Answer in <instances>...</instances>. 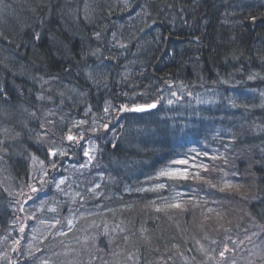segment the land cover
Here are the masks:
<instances>
[{
    "label": "trees",
    "instance_id": "1",
    "mask_svg": "<svg viewBox=\"0 0 264 264\" xmlns=\"http://www.w3.org/2000/svg\"><path fill=\"white\" fill-rule=\"evenodd\" d=\"M261 93L264 0H0V264L172 260L191 245V219L183 215L178 231L162 209L193 183L150 181L192 147L251 160L240 185L252 175L246 209L264 228ZM156 101L149 112L120 113ZM69 134L83 139L68 143ZM92 146L93 175L85 167L81 178ZM238 227L226 228L231 241Z\"/></svg>",
    "mask_w": 264,
    "mask_h": 264
},
{
    "label": "rangeland",
    "instance_id": "2",
    "mask_svg": "<svg viewBox=\"0 0 264 264\" xmlns=\"http://www.w3.org/2000/svg\"><path fill=\"white\" fill-rule=\"evenodd\" d=\"M181 159L188 160V165H173L171 163L173 160ZM173 160L158 169L153 180L150 181V186L156 187L161 183L166 185L167 182H170L169 180H178L157 179V174L161 169L166 167L188 169L190 175L187 180L193 185H189L186 189H174L176 191L174 203H182V208L168 207L162 209V212L165 214L168 211L169 213L165 215L176 222V224H173V228H179L181 231L182 223H180V220L183 215L188 217V214H190L191 223L188 225V238L192 241L191 245L185 246L182 251L174 250L173 246H168L169 250H174V258L166 262H158V264H173L175 259L180 261L181 264H183L182 261L184 264H264V228L247 212L246 203L251 194L247 199H244L245 194L250 193V188L247 187L250 182L242 187L236 181L238 177L249 174L250 170L245 168L246 166L251 167V160H244L240 155L232 159L227 153H218V149L214 147H208L202 151L201 148L194 147L191 150H186ZM241 165L244 166L242 174L236 169ZM78 171L82 178L80 170ZM249 179L251 182L253 181L252 175ZM226 185H232L233 187L228 188ZM189 188H194V191ZM231 197L236 200V203L232 202ZM41 204L39 202L35 203L36 206L40 207ZM34 213H37V209ZM44 220L46 218L43 217H40L37 221L34 220L33 230H30L27 234L25 243L27 247L30 248L32 246L30 243H34L40 237L41 223H45ZM240 221H242L243 228H237L235 232L237 238H233L234 240L231 241V237L225 235L226 228ZM18 225L23 226L25 224L23 222L18 223ZM44 231L46 229L42 230V234ZM9 232L12 233V230ZM243 236L249 239L244 241ZM28 237H30L29 241ZM225 246L228 251L225 253L226 258L222 260L219 257V252L224 250ZM217 248L218 251H216ZM207 254H213L216 257L210 260ZM181 258H183L182 261ZM96 263L91 262L90 264Z\"/></svg>",
    "mask_w": 264,
    "mask_h": 264
},
{
    "label": "snow or ice",
    "instance_id": "3",
    "mask_svg": "<svg viewBox=\"0 0 264 264\" xmlns=\"http://www.w3.org/2000/svg\"><path fill=\"white\" fill-rule=\"evenodd\" d=\"M147 6H145L146 8ZM147 14V12H146ZM255 19V17H253V20ZM36 35V39H39V34H35ZM99 38V34H97V39ZM121 47H126V45H120ZM98 51V50H97ZM92 55H96V52H93L91 53ZM91 78V76L89 77ZM255 78V74L253 75H250L249 76V79H254ZM173 95H175V93H173ZM261 95H264V93H261ZM169 103H171V101H169ZM235 106V105H233ZM157 107L156 104H149V105H146V106H137V107H133V108H127V107H124L122 106L120 111L121 112H134V113H140V112H144L148 109H155ZM108 111V108H105V112ZM80 123H83V121H81ZM104 129H105V134L107 133V131L111 130L110 129V126L108 124H104L103 125ZM67 140L69 142H75V143H79L81 139H83V137H80L79 139H77V137L69 134L67 135ZM4 142L3 141H0V145H2ZM109 143H111V141H109ZM113 147H116V145H113ZM96 149L94 146L92 147H89L88 149L84 150V156L85 157H88V160L86 161L85 164H82L80 165L81 168H85L88 166V164L92 163V160H93V156H92V153L95 152ZM49 156H56V155H60V156H65L66 153L64 151H52V150H49ZM171 163L173 165H188L189 161L186 160V159H181V160H173L171 161ZM195 166V165H193ZM52 167L55 168L56 167V164L53 162L52 163ZM206 170V169H205ZM45 176L48 175L47 172L44 173ZM189 175L190 173L188 172V169L187 168H164V169H161L158 174H157V179L159 178H168V179H181V180H187L189 178ZM53 180H55V178L53 177ZM42 184H46L47 183V180H42L41 181ZM64 183V180H60L58 183H57V188H59V186L61 184ZM165 185L164 184H158L156 186L157 189H162L164 188ZM226 187L228 188H231L233 187L232 185H226ZM30 190L31 192L33 193H37L40 191V189H37L35 186H30ZM149 190H153V189H149ZM29 199H31V197H29ZM168 207L170 208H177V209H181L182 208V203L180 202H176V203H172V204H169L167 205ZM23 210V209H21ZM159 210V209H157ZM54 211V209H53ZM57 223H59V221H57ZM68 225H69V229L71 228V225H72V220H69L68 221ZM55 225H53L54 227ZM20 231H24V228L22 227L20 229ZM121 231H123V229H121ZM61 235H66V233H61ZM125 239L127 240V237H125ZM16 243H19V241H16ZM228 251L227 247L225 246L224 250L220 251L219 252V257L223 260L225 259V253ZM132 255L129 256V259H132ZM208 259H213V257H208ZM46 264V262H45Z\"/></svg>",
    "mask_w": 264,
    "mask_h": 264
},
{
    "label": "bare ground",
    "instance_id": "4",
    "mask_svg": "<svg viewBox=\"0 0 264 264\" xmlns=\"http://www.w3.org/2000/svg\"><path fill=\"white\" fill-rule=\"evenodd\" d=\"M241 179L243 180V176L238 177V179L236 180L237 183H238L239 185H240V183H241V182H240ZM249 182L252 183V186L249 187V188H250V191H253V189L255 188V183H256V182H255V181H252V182L249 181ZM250 183H249V184H250Z\"/></svg>",
    "mask_w": 264,
    "mask_h": 264
}]
</instances>
